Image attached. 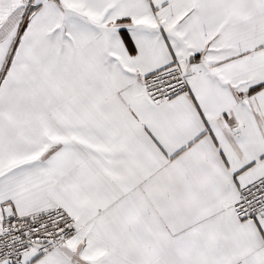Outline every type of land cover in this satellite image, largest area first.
<instances>
[{
	"label": "snow or ice",
	"instance_id": "1",
	"mask_svg": "<svg viewBox=\"0 0 264 264\" xmlns=\"http://www.w3.org/2000/svg\"><path fill=\"white\" fill-rule=\"evenodd\" d=\"M0 264H264V0H0Z\"/></svg>",
	"mask_w": 264,
	"mask_h": 264
}]
</instances>
